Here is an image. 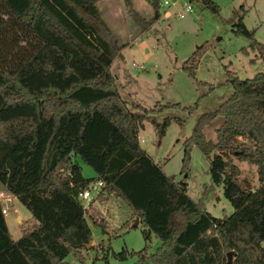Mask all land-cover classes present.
Instances as JSON below:
<instances>
[{
  "label": "trees",
  "instance_id": "obj_1",
  "mask_svg": "<svg viewBox=\"0 0 264 264\" xmlns=\"http://www.w3.org/2000/svg\"><path fill=\"white\" fill-rule=\"evenodd\" d=\"M196 1L218 9L214 0ZM150 3L148 22L159 16L158 0ZM241 18L232 30L249 38L264 61V46ZM117 49L95 0H0V170L18 169L27 178L19 202L34 221L12 238L0 201V264H61L69 251L86 264L80 249L90 229L76 190L93 179L101 181L96 198L119 196L129 217L159 240L151 251H133L130 264H226L229 250L230 264H264V70L244 78L226 70L229 95L201 112L182 142L180 171L197 146L208 159L204 190L220 184L231 205L214 216L139 145L142 116L127 108L109 68ZM196 51L182 66L190 76ZM217 115L214 138H207L203 127ZM167 122L155 123L156 133ZM70 155L94 175L66 170ZM234 160L256 166L255 187L237 181ZM97 223L105 232L104 218Z\"/></svg>",
  "mask_w": 264,
  "mask_h": 264
},
{
  "label": "rangeland",
  "instance_id": "obj_2",
  "mask_svg": "<svg viewBox=\"0 0 264 264\" xmlns=\"http://www.w3.org/2000/svg\"><path fill=\"white\" fill-rule=\"evenodd\" d=\"M214 1L218 5L216 12L196 0H176L167 9L158 4L159 16L149 22L150 0H129L133 15L126 11L123 0H95V3L110 29L111 43L118 48L109 66L114 87L127 108L142 116L139 145L161 164L165 173L185 182L190 198L201 197L205 209L220 216L232 208L220 184L204 190L209 184L208 159L192 145L187 168L181 172L182 142L197 116L214 109L229 95L231 86L226 82V70L240 78L264 70V61L257 49L249 46V38L232 30L233 22L242 14L245 27L253 29V38L264 46V0ZM183 2H188L191 10L179 17L175 12ZM164 10L169 14L165 16ZM193 50H197L198 55L194 75L190 76L182 66L192 62L189 56ZM165 118L168 122L163 133H156L154 124H160ZM220 121L221 116L217 115L204 125L205 137L214 138V129ZM234 162L238 167L237 181L255 187L256 166ZM65 164L66 170L67 165L76 167L82 177L94 175L78 155H70ZM94 181L96 179L88 181L86 186ZM27 184V178L18 169L0 170V201L5 208L8 206L5 220L14 238L30 221L26 219L28 210L17 200ZM90 192L84 212L90 242L88 247L80 249L83 262L130 264L135 259L134 252L151 251L159 243L146 226L139 222L131 226L134 217L123 224L128 207L119 196L109 194L99 200L94 188ZM16 213L20 216L15 219ZM100 217L104 218L108 233L101 231L97 223ZM262 243L264 245V241ZM64 261L61 264H77L78 257L69 251Z\"/></svg>",
  "mask_w": 264,
  "mask_h": 264
},
{
  "label": "built area",
  "instance_id": "obj_3",
  "mask_svg": "<svg viewBox=\"0 0 264 264\" xmlns=\"http://www.w3.org/2000/svg\"><path fill=\"white\" fill-rule=\"evenodd\" d=\"M176 0H158V4L161 7L168 8L171 4L175 3ZM191 10V5L188 2H183L180 4V9L175 12V14L179 17H182L184 15V12H188ZM163 14L166 16L169 14L168 10H164ZM101 185L100 180H96L93 182L91 186H84V187H79L76 190V196L78 199L82 201V207L85 211V209L88 208L89 204V198H91V188H94V191L97 192L99 186ZM86 199L87 201H83ZM6 211V208L4 206L1 207V212L4 213Z\"/></svg>",
  "mask_w": 264,
  "mask_h": 264
},
{
  "label": "crops",
  "instance_id": "obj_4",
  "mask_svg": "<svg viewBox=\"0 0 264 264\" xmlns=\"http://www.w3.org/2000/svg\"><path fill=\"white\" fill-rule=\"evenodd\" d=\"M97 7H98V6H97ZM98 9H99V8H98ZM155 161H157V160H155ZM28 186H29V182H28V184H27V188H28ZM27 188H26V189H27ZM26 189H25V190H26ZM25 190H24V191H25ZM24 191H23V192H24ZM20 196H21V195H19V197H20ZM19 197L17 198L18 201H19ZM91 205H92V203H91ZM2 206H3V205H2ZM7 207H8V206H7ZM7 207H6V211L3 213V217H4V221H5V224H6L7 230H8L7 222H6V220H5V214L7 213V209H8ZM92 207H94V206L92 205ZM94 208H95V207H94ZM84 215H85V213H84ZM17 216H20V215H19L18 213H16V214H15V219H16ZM29 218H30V221L28 222V226H31V224H32L34 221L31 219L30 214H29V217H27L26 219H29ZM127 219H129V209H128V208H127V218H126V220H127ZM131 220L133 221V219H131ZM136 223H138V219H137V222H136ZM136 223H135V224H136ZM135 224H133V222H132V223H131V226H134ZM25 228H26V227H24L23 229H25ZM21 230H22V228H21ZM8 232H9V231H8ZM105 232L108 233V232L106 231V229H105ZM20 233H21V231H20ZM9 234H10V233H9ZM19 235H20V234H19ZM19 235H18V236H19ZM10 236L12 237V235H10ZM18 236H17V237H18ZM12 238H14V237H12ZM261 243H262V242H261ZM262 244H263V243H262Z\"/></svg>",
  "mask_w": 264,
  "mask_h": 264
},
{
  "label": "water",
  "instance_id": "obj_5",
  "mask_svg": "<svg viewBox=\"0 0 264 264\" xmlns=\"http://www.w3.org/2000/svg\"><path fill=\"white\" fill-rule=\"evenodd\" d=\"M137 222V217H134L133 224ZM34 225V222L31 224V226ZM89 243H85V247H88ZM230 258H231V251L226 252V264H230Z\"/></svg>",
  "mask_w": 264,
  "mask_h": 264
}]
</instances>
